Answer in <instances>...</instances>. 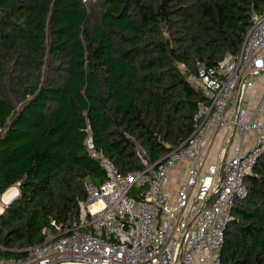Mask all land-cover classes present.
<instances>
[{"label": "trees", "instance_id": "1", "mask_svg": "<svg viewBox=\"0 0 264 264\" xmlns=\"http://www.w3.org/2000/svg\"><path fill=\"white\" fill-rule=\"evenodd\" d=\"M264 0H0V260L43 243L107 181L162 162L194 133L199 67L238 55ZM236 203L223 264H264V153ZM139 190V189H138Z\"/></svg>", "mask_w": 264, "mask_h": 264}, {"label": "built area", "instance_id": "2", "mask_svg": "<svg viewBox=\"0 0 264 264\" xmlns=\"http://www.w3.org/2000/svg\"><path fill=\"white\" fill-rule=\"evenodd\" d=\"M187 81L203 99L184 144L157 165L123 176L88 130L87 153L107 181L86 179L87 199L77 217L66 224L51 221L42 230L43 243L0 264H223L232 211L248 196L246 178L264 153V97L255 107L248 104L258 83L264 89V10L253 14L238 55L215 68L199 67ZM232 128L243 137L229 144L220 182L223 161L210 160L209 152ZM250 134L255 142L248 149ZM180 166L184 171L176 173ZM17 195L5 203L0 198V215Z\"/></svg>", "mask_w": 264, "mask_h": 264}, {"label": "crops", "instance_id": "3", "mask_svg": "<svg viewBox=\"0 0 264 264\" xmlns=\"http://www.w3.org/2000/svg\"><path fill=\"white\" fill-rule=\"evenodd\" d=\"M248 97L250 99V102H248V104L250 103L249 104L250 107H255L257 103L260 101V99L264 97L263 85L261 83H258L256 89L253 92H251ZM237 101L238 98L236 100V106H237ZM236 133L237 134L235 135V128H232V131H230L229 133H225L218 136L210 149L209 159L212 161H223L224 157L226 156V152L228 151L229 144H231L232 141L233 143L234 142L238 143L241 142L242 140L243 136L240 134V132L238 131ZM254 142H255V134H250L247 137L246 148L250 149L251 146L254 144ZM184 169H185L184 166H180L178 167L176 173H181L184 171Z\"/></svg>", "mask_w": 264, "mask_h": 264}, {"label": "bare ground", "instance_id": "4", "mask_svg": "<svg viewBox=\"0 0 264 264\" xmlns=\"http://www.w3.org/2000/svg\"><path fill=\"white\" fill-rule=\"evenodd\" d=\"M15 191H16L15 189L8 191L6 193V195L4 196V199H6L8 202L11 199V197H13V196H15V194H17Z\"/></svg>", "mask_w": 264, "mask_h": 264}, {"label": "water", "instance_id": "5", "mask_svg": "<svg viewBox=\"0 0 264 264\" xmlns=\"http://www.w3.org/2000/svg\"><path fill=\"white\" fill-rule=\"evenodd\" d=\"M240 105V101L238 99L237 101V107ZM224 170H225V161L222 163L221 171H220V182L222 181L223 175H224Z\"/></svg>", "mask_w": 264, "mask_h": 264}, {"label": "rangeland", "instance_id": "6", "mask_svg": "<svg viewBox=\"0 0 264 264\" xmlns=\"http://www.w3.org/2000/svg\"><path fill=\"white\" fill-rule=\"evenodd\" d=\"M84 1H88V0H84ZM245 104H246V101H245ZM12 189H15V190H16L15 192H16L17 194L19 193V188L15 187V188H12ZM12 189H10V190H12ZM17 194H15V196H16ZM5 195H6V194H5ZM5 195H4V196H5ZM4 196L1 197V201H2L3 203L7 202V200L4 199ZM15 196H13V197H15ZM13 197H11V199H12ZM11 199H10V200H11ZM2 205H3V204H2ZM3 207H4V209L6 208L4 205H3ZM3 211H4V210H3Z\"/></svg>", "mask_w": 264, "mask_h": 264}]
</instances>
